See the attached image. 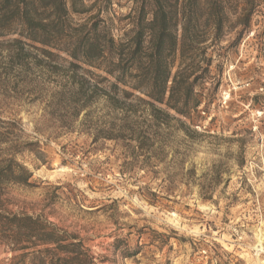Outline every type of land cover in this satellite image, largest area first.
Wrapping results in <instances>:
<instances>
[{
	"label": "rangeland",
	"instance_id": "rangeland-1",
	"mask_svg": "<svg viewBox=\"0 0 264 264\" xmlns=\"http://www.w3.org/2000/svg\"><path fill=\"white\" fill-rule=\"evenodd\" d=\"M83 1L74 21L100 13L116 34L135 5ZM228 8L226 33L209 45L210 77L196 90L201 116L187 135L173 121L163 156L146 166L147 154L101 137L121 112L102 98L78 108L67 64L21 68L0 49V119L16 122L15 157L32 173L31 186L0 192V264H50L33 241L12 251L4 223L13 216L80 245L90 264H264V0Z\"/></svg>",
	"mask_w": 264,
	"mask_h": 264
},
{
	"label": "trees",
	"instance_id": "trees-1",
	"mask_svg": "<svg viewBox=\"0 0 264 264\" xmlns=\"http://www.w3.org/2000/svg\"><path fill=\"white\" fill-rule=\"evenodd\" d=\"M76 2L84 8L83 0H71V7L67 0H0V49L21 68L31 59L67 64L78 108L102 98L121 112V125L103 130L101 137L125 142L133 157L147 154L146 166L163 156L173 121L187 135L193 115L201 116L196 90L211 74L210 43L230 24L228 0H133L134 7L122 17L126 28L118 34L100 13L76 23L71 13L85 12ZM248 19L239 18L244 30ZM205 104L207 110L210 101ZM15 125L0 119V192L9 185L31 186L32 173L15 157ZM4 225L12 251L33 241L46 247L39 253L50 264H90L80 245L64 244L63 236L31 217H9Z\"/></svg>",
	"mask_w": 264,
	"mask_h": 264
}]
</instances>
